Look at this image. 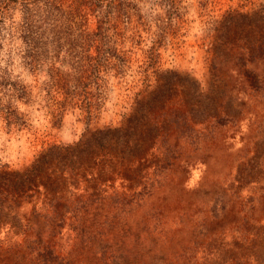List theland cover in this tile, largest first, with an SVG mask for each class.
I'll list each match as a JSON object with an SVG mask.
<instances>
[{"label": "rangeland", "instance_id": "374dc122", "mask_svg": "<svg viewBox=\"0 0 264 264\" xmlns=\"http://www.w3.org/2000/svg\"><path fill=\"white\" fill-rule=\"evenodd\" d=\"M0 264H264V0H0Z\"/></svg>", "mask_w": 264, "mask_h": 264}]
</instances>
